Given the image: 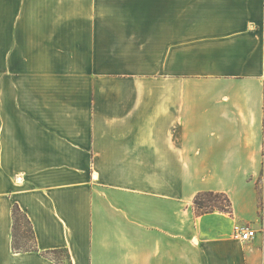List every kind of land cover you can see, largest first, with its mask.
Listing matches in <instances>:
<instances>
[{
  "label": "crops",
  "instance_id": "1",
  "mask_svg": "<svg viewBox=\"0 0 264 264\" xmlns=\"http://www.w3.org/2000/svg\"><path fill=\"white\" fill-rule=\"evenodd\" d=\"M261 204L264 0H0V264H264Z\"/></svg>",
  "mask_w": 264,
  "mask_h": 264
},
{
  "label": "trees",
  "instance_id": "2",
  "mask_svg": "<svg viewBox=\"0 0 264 264\" xmlns=\"http://www.w3.org/2000/svg\"><path fill=\"white\" fill-rule=\"evenodd\" d=\"M194 211L197 217L221 212L229 215H233V204L231 199L225 193H216V192H201L199 193L195 200H194ZM13 215V250L16 252L21 251H35L38 250L36 246V237L33 225L28 217V215L21 209L18 204H15L12 211ZM23 217L29 224L30 230L33 236V245L28 246L26 244L21 245L19 240L20 238V218ZM261 222L264 224V213H263V205L261 204V211H260ZM59 251L52 250L44 252L46 257L51 259L60 261L56 256L58 255ZM65 260V259H62Z\"/></svg>",
  "mask_w": 264,
  "mask_h": 264
},
{
  "label": "rangeland",
  "instance_id": "3",
  "mask_svg": "<svg viewBox=\"0 0 264 264\" xmlns=\"http://www.w3.org/2000/svg\"><path fill=\"white\" fill-rule=\"evenodd\" d=\"M19 224H20V229H21L20 238H19L21 245L26 244L28 246H32L33 245V236H32L28 222L23 217H21ZM253 228H256L259 231V233L261 234L260 238H262V244H263V248H264V224L261 223V225L253 227ZM56 257L60 260L65 259L64 255H62V254H58Z\"/></svg>",
  "mask_w": 264,
  "mask_h": 264
},
{
  "label": "built area",
  "instance_id": "4",
  "mask_svg": "<svg viewBox=\"0 0 264 264\" xmlns=\"http://www.w3.org/2000/svg\"><path fill=\"white\" fill-rule=\"evenodd\" d=\"M259 231L249 224H236L233 228V239L242 243L250 242L257 237Z\"/></svg>",
  "mask_w": 264,
  "mask_h": 264
}]
</instances>
